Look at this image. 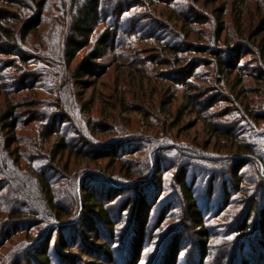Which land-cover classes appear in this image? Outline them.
<instances>
[{"label": "rangeland", "instance_id": "374dc122", "mask_svg": "<svg viewBox=\"0 0 264 264\" xmlns=\"http://www.w3.org/2000/svg\"><path fill=\"white\" fill-rule=\"evenodd\" d=\"M118 1L84 48L70 40L72 0H47L46 20L25 44L16 39L17 54L0 41V105L13 101L19 121L9 150V130L0 132V200L24 212L0 211L5 264H37L30 255L45 236L49 264H215L237 253L243 233H229L245 208L264 205V0ZM105 30L113 49L86 64ZM49 129L74 153L52 161ZM235 172L255 201L238 192ZM42 175L61 218L35 187ZM184 185L210 234L203 260ZM80 188L100 197L111 225L83 210Z\"/></svg>", "mask_w": 264, "mask_h": 264}, {"label": "trees", "instance_id": "16d2710c", "mask_svg": "<svg viewBox=\"0 0 264 264\" xmlns=\"http://www.w3.org/2000/svg\"><path fill=\"white\" fill-rule=\"evenodd\" d=\"M104 0H72V6L71 10L69 12L70 16V29L72 31V35L76 36L78 39L71 38L72 44H76L81 48H84L90 44L92 35L94 34L96 28L100 24H104L106 17L109 15H112L116 13L117 10H120V7L123 2H120L118 0H113L112 4L113 6L107 7L108 5L104 6L105 8L102 9V4ZM159 1V0H158ZM198 1V0H197ZM216 1V0H213ZM47 0H0V41L3 39H6L7 45L10 49L7 51L9 54H17V51H13V48H16L14 42H17L16 39H19L22 44H25L27 42V39L30 35L35 34V32L42 26L45 19V12L48 10V6L51 8V5H48ZM112 2V0H111ZM245 4H248L249 1L245 0ZM48 5V6H47ZM12 6L16 8H22L25 9V13L23 16H19L17 13H10L6 7ZM116 7V8H114ZM117 9V10H116ZM58 10L62 11V6L58 8ZM116 10V11H114ZM222 10V8L220 9ZM262 11V10H261ZM107 14V15H106ZM106 15V16H105ZM262 13L259 14V17L262 18ZM264 22V20H263ZM223 31V30H222ZM221 32V31H220ZM112 35L109 30L108 31H102L99 36L96 37L95 42L93 43L92 47L89 50V53L87 54V62H91L93 59L100 58L104 55H106L110 50L113 49V43L114 40L112 38ZM19 38H18V37ZM12 43V44H11ZM14 43V44H13ZM261 46H264V43H262ZM3 49L0 48V53H2ZM85 63L83 66H87ZM1 76V72H0ZM0 91H1V77H0ZM1 94V93H0ZM0 122L3 124V128L0 127V132L2 129L9 130V133L7 136H4L1 134L2 143L6 150H9L12 146V144H15L18 140L16 138V129L18 128V116H17V107L13 103V101L8 100V102L5 105H0ZM254 115L259 116L258 113L254 112ZM57 129H49V131L45 134V140H51L53 136H55V139L53 140V143L50 147V151L52 153L51 159L54 161L57 157L60 159L63 157V155L68 151L69 153H74L71 148H69V145L64 141V138L57 137ZM245 151H248V149H245ZM250 151V150H249ZM83 157L87 156L86 154L82 155ZM114 156H116L114 154ZM261 160V159H260ZM2 167L4 170L7 171V173H14V169L12 170L8 165V159L4 158V160L1 162ZM18 170H21L19 166ZM31 169L30 166H28V169H25V171H29ZM126 171H129V169H124ZM26 174V173H22ZM2 172L0 170V176H2ZM132 174L129 172L127 173V176H131ZM234 180L235 185L238 188V192L244 194H250V191H246L243 187H241V183L245 181V179L236 172L234 173ZM49 177L46 178L45 175H42L38 178V182L36 183L35 187L39 194L42 195V200L44 204L48 206V208H52L55 211V214L58 218L62 217V213L59 209V205L55 204L56 199V192L52 188V183H49ZM8 185L5 186V188ZM183 193L185 196V201L188 205L191 206L190 209V218L191 220L195 221L196 225L202 228L203 221L201 219V213L198 212L197 209L194 207V201H197L196 195L190 190V187L188 185H184L183 187ZM83 190V194H80V203L83 208V210L86 212L90 210H98L99 215L101 218L111 225V220L109 217V213L106 210H103V205L100 201V197L95 196L91 191L84 190L83 188H80V190ZM2 190V189H1ZM1 194V198H2ZM47 195V198H46ZM246 197V201H255L254 198ZM46 201H44L45 199ZM5 201V202H4ZM41 204V201H39ZM8 204V202L2 198V201L0 200V211L3 213H8L10 215V218H20L23 216L24 212L21 209H16L14 206H4L2 204ZM4 204V205H5ZM85 205V206H84ZM50 206V207H49ZM51 210V209H50ZM253 212H255L253 214ZM238 221V220H237ZM241 226H239L237 229L235 228L230 229L229 234H235V233H243L239 236L243 237H235L234 241L237 244V253L235 256L226 257L222 259L221 262H217L215 264H257V261L253 262V258L249 255L252 253H255L256 256L260 254V256H264V205L257 210V207L253 205L252 202L245 208L244 216L242 219L239 220ZM35 222V221H34ZM236 223V222H235ZM37 223H33L31 228ZM38 225V224H37ZM253 228V231H252ZM255 228V229H254ZM8 231V230H7ZM200 235V238L198 240V246L201 251V260H203L205 257H209L210 252L208 250V241H209V232L206 228H202L197 231ZM237 235V234H236ZM46 237V236H45ZM43 239V242L39 246L36 247L33 250V254L30 255L32 260H34V263L37 264H49V259L47 258V245L48 239ZM234 238V237H233ZM232 238V239H233ZM244 238H247L244 240ZM8 239H10L9 236H6L4 239V242H6ZM241 239V240H239ZM251 239V240H250ZM231 239H229V242ZM242 242H252V247H248L247 245H243ZM58 243L61 246H65L66 244L63 241H58ZM41 246V247H40ZM259 251V252H258ZM4 260L0 257V264H5L6 262H1ZM31 260V259H30ZM30 263V262H29ZM196 264V263H195ZM201 264V263H200Z\"/></svg>", "mask_w": 264, "mask_h": 264}]
</instances>
